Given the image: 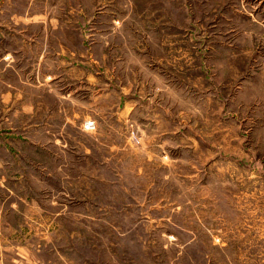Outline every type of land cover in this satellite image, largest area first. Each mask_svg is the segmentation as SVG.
I'll use <instances>...</instances> for the list:
<instances>
[{"label": "rangeland", "instance_id": "1", "mask_svg": "<svg viewBox=\"0 0 264 264\" xmlns=\"http://www.w3.org/2000/svg\"><path fill=\"white\" fill-rule=\"evenodd\" d=\"M6 63L0 264H264V0H0Z\"/></svg>", "mask_w": 264, "mask_h": 264}, {"label": "crops", "instance_id": "2", "mask_svg": "<svg viewBox=\"0 0 264 264\" xmlns=\"http://www.w3.org/2000/svg\"><path fill=\"white\" fill-rule=\"evenodd\" d=\"M126 37H131V36L127 34L125 36V38ZM14 52H16V51H14ZM44 56L45 55L42 54V52H40L39 62L36 63V68H34V70H35L34 72L36 73V75H35L36 80L38 83L34 82V84H32L30 81L31 78H24V79L20 78L18 81L19 86H23L24 88L28 87V88L42 89V87L44 86V84L41 82L42 81V76H41L42 75V58ZM13 59L15 60V57H13ZM4 65H5L4 70H2L0 72V86L2 85V87L5 89L4 92H0V104L2 106V110H0V113L3 112V114L0 117V126H4L3 128H0V131L3 132L2 136H1L0 144L2 145V143H3L4 146L7 147V144L9 143V140H11L10 138H12V135H13L12 133H9V131H11V129L8 128L9 126H7V125L9 124L10 121L16 120L15 118L17 115H16V109H15V104H16L15 101H16L17 93L15 91L19 90V86H17V82L10 81L7 77L5 78L4 74H5V71L7 69L9 70V68H11L13 75H14V79H16V76L19 75L18 74L19 72H17V70L14 68L15 65H10V64L8 65L7 63ZM25 96H26L25 92H23V95H21L19 97V99H22V98L24 99ZM24 101H26V102L23 103L22 113L25 112V115H27V121L25 120L24 124H23V129L25 130L26 123H28V124L31 123V107H32V104L30 103V101L27 98ZM83 131H85L84 127H83ZM86 132H93V131H86ZM23 133H27V132L23 131Z\"/></svg>", "mask_w": 264, "mask_h": 264}, {"label": "built area", "instance_id": "3", "mask_svg": "<svg viewBox=\"0 0 264 264\" xmlns=\"http://www.w3.org/2000/svg\"><path fill=\"white\" fill-rule=\"evenodd\" d=\"M84 130L85 131H95L96 130V123L94 121H86L85 122V125H84ZM131 138L133 139V142L136 144V145H139L141 143V140L140 138L137 136V133L135 132H132V136Z\"/></svg>", "mask_w": 264, "mask_h": 264}]
</instances>
